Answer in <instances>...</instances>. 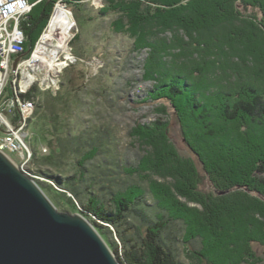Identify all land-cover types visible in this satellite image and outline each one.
Returning <instances> with one entry per match:
<instances>
[{"label": "trees", "instance_id": "1", "mask_svg": "<svg viewBox=\"0 0 264 264\" xmlns=\"http://www.w3.org/2000/svg\"><path fill=\"white\" fill-rule=\"evenodd\" d=\"M78 1L63 0L70 7ZM130 1L105 0L100 12L117 14L114 31L129 34L134 51L148 49L142 66L143 80L153 81L148 99L162 103L155 108L158 112L173 111L185 143L203 165L214 189H194V182L200 181L195 161L174 151L178 149L168 138L169 131H162L165 124L160 121H155L152 130L137 133L150 142L164 137L163 146L165 142L169 145L164 148L163 172L183 179L176 191L197 192L194 201L203 205L202 210L175 200L171 194L174 185L170 188L155 182L151 186L150 178L140 171H146L147 157L128 166L113 143L116 129L109 124L92 134L86 130L69 134L70 127L63 125L65 133L57 135V145L48 141V154L39 155L36 137L31 148L39 169L34 171L51 181L40 184L52 201L56 195L73 212L88 217L124 264H184L172 250L178 233L164 239L168 230L178 227V221V229L183 231L180 240L202 250L203 254L191 252L200 264H261L264 0H141L133 7ZM56 2L36 6L23 21L27 49L40 38ZM23 97L38 100L34 92ZM42 103L39 100L35 106L40 118ZM140 126L133 131H141ZM39 133V139H45L43 127ZM101 154L105 161L99 160ZM64 166L74 167L78 176L62 172ZM158 169L162 171L160 166ZM125 175L137 176L142 183L129 181ZM195 175L196 179L192 178ZM113 203L116 211L107 206ZM178 215L183 217L178 219ZM115 236L121 244L115 243ZM255 244L263 247L262 255L257 254Z\"/></svg>", "mask_w": 264, "mask_h": 264}, {"label": "rangeland", "instance_id": "2", "mask_svg": "<svg viewBox=\"0 0 264 264\" xmlns=\"http://www.w3.org/2000/svg\"><path fill=\"white\" fill-rule=\"evenodd\" d=\"M51 1L52 0L36 1L28 14L32 13L36 6ZM56 1L57 2L52 9V14L53 11H55L54 7L56 4L60 3L61 6L63 4L64 6L60 9L64 10V12H68L70 17L68 16L67 18H70L72 21L70 37L65 42L67 50L61 51L60 47L59 50L61 53H58L59 60L56 62L59 65L61 64L63 68L60 70V75L50 77L51 80H55L60 87L54 92L52 88H47L43 83L38 82L36 87H33L30 90V92H34L36 97H38V100L35 98L36 105L39 100L43 101V107L41 108V113H43L42 118H40V114H36V111H38L36 108L31 116H23V121L25 119L27 122L26 127L29 134L28 138L30 139L27 138V144L29 146L27 157H29V154L31 153V159H21L19 158L20 154L15 155L7 152L8 155H10L16 164L25 167L27 170L31 171L32 174H36L34 173V170L39 169V167H37L33 160L31 148L35 143L36 137H38L39 140L37 146L39 149V155L42 153L48 154L50 153L48 141H52L55 146L57 145V135L61 134V132L65 133V131H61L64 130L61 129V126L63 125H68L70 127V130L66 131L69 134H78L80 132L83 134V132H85L84 130H86V133L92 134L94 133V130L99 129V127H106L107 124H109L116 129V139H114L113 143L117 144L119 156L128 166L136 164L141 156L147 157V164L145 163L147 169L146 171H140L144 172V177L150 178V182H152L151 186L155 184V182L167 185L170 188L174 185L173 189H171V194L173 193L175 200L185 203L191 209L198 208L202 210L203 205L194 201L195 198H198L196 196L198 195L197 192L193 195L185 194L183 191H181V193L176 191L175 186H178V184L181 185L183 179L178 177L177 174L172 176L168 175L171 172H163L164 166L162 161L163 163H165V161L162 159L163 156H166L167 154V150L164 148L166 144L169 145L165 142L163 146L162 142L165 141L164 137H158L153 140L154 142H150L146 139L149 142L148 143L146 140L140 138V135L137 133L152 130L155 121L164 123V127L167 129L163 127L162 131H169L168 138L171 139L178 149L174 151H179L182 156L190 157L195 161L198 169L197 175L200 177V181L194 182V185L196 186L194 189H197L196 191L201 189L205 192L214 189L204 171L203 165L198 161L197 156L190 152L185 143L181 132L182 130L173 111L169 109L167 114L164 112H158L155 108L161 102L156 103L155 101L148 99V91L151 89L153 81H144L142 76V66L144 59L148 55V49H145L142 52L137 50L134 51L132 49L133 46L130 44L132 39L128 38L129 34L126 36L123 33H116L114 31L115 28L113 23L116 20L115 18L118 17L117 14H102L100 12L105 7V0H79V4L77 3L72 7L66 5L63 0ZM140 1L141 0H131L130 6L133 7L138 5ZM125 15L127 16V12L123 14V16ZM48 24L49 23H46L44 26L41 35L47 30ZM77 38L79 39L75 41ZM55 42L57 43L56 39H53L50 45L54 46L56 44ZM80 46L82 47L81 50L79 49ZM48 57L50 59L49 54ZM16 70L17 68L14 66L10 68L13 78L15 77L14 73ZM46 72L48 71H45V73ZM45 73H42L41 75L44 76ZM18 79L14 81V85H17ZM81 80H83V82H81ZM55 86L56 85L54 84L53 87L55 88ZM83 86L84 88H82ZM11 94L13 96L12 92ZM20 94L24 96L23 93L20 92ZM60 120L61 124H59ZM43 122L45 123L42 125ZM136 125H141V128L139 127L141 131H133L135 130ZM42 127L44 129L45 139L40 140L39 132ZM170 139L168 142H170ZM154 155L158 156L155 157ZM100 156V161L106 160L105 155L101 154ZM128 166L126 168H128ZM159 166L162 171L158 169ZM167 169L168 168L166 167V170ZM61 170L62 172L70 174L75 173L78 176V172L74 167L70 169V167L64 166ZM125 176L129 178V181L135 179V181L142 183V179L137 176ZM193 177L196 179V175L192 176V178ZM45 178L46 177H43L41 179L44 180ZM48 182H51L50 179ZM51 187L53 189L58 188L53 184H51ZM61 191L65 190L62 189ZM151 196L152 198L155 197L153 196V193H151ZM53 197V200H55L53 202L57 205V208L60 211L67 210L73 212V208L68 205L66 201L57 198L56 195H53ZM158 199L160 200L161 197ZM107 206H110L112 210H115L116 208L114 203L113 205L110 204ZM179 216L182 215H178V219H180ZM99 222L105 226L108 225V223ZM177 226L181 227V221L177 222ZM178 227H174L173 230H168L164 234V239L166 240L171 235L178 233L176 244L172 249L178 260L184 264H200L197 256L191 252L196 250L198 253L203 254L202 250L195 248V245L191 244L189 246L187 242H182L180 239L183 235V231L181 232ZM187 227L188 223L186 228ZM111 230L114 231L112 226ZM142 235L144 236L143 232ZM115 239L117 240L115 242L117 245L121 244L116 236ZM167 240H169V238ZM182 240L184 241L183 238ZM142 247H144L143 244ZM144 248L147 249V246ZM254 249L258 255H262L263 247L255 244ZM261 260L264 264V259Z\"/></svg>", "mask_w": 264, "mask_h": 264}, {"label": "water", "instance_id": "3", "mask_svg": "<svg viewBox=\"0 0 264 264\" xmlns=\"http://www.w3.org/2000/svg\"><path fill=\"white\" fill-rule=\"evenodd\" d=\"M34 173L0 149V264H124L88 217L57 208L40 184L49 180Z\"/></svg>", "mask_w": 264, "mask_h": 264}, {"label": "built area", "instance_id": "4", "mask_svg": "<svg viewBox=\"0 0 264 264\" xmlns=\"http://www.w3.org/2000/svg\"><path fill=\"white\" fill-rule=\"evenodd\" d=\"M36 1L38 0H0V149L6 153L20 154L19 158L29 160L31 159V157H27V150L29 149L27 138L29 135L18 136V127L21 122V115L26 114L27 109L36 104L35 100L30 99H25V103H15L14 96L11 94L10 68L14 66L16 58L20 57L16 65H23V81L32 80V83H29L32 89L39 82L37 78L30 77L31 74L27 77V73H29L27 71H33V65L37 63V60L33 59H37L42 51L47 68L49 69L51 66L48 64V54L50 55V53L45 54V51L50 52L49 47L37 51L39 47L37 46L29 54L26 53L28 49L23 44V34H26L23 21L26 20ZM63 6V4L62 6L56 4L54 8ZM23 13L25 17L22 15ZM41 81L43 80L41 79ZM43 82L57 85L55 80H51L50 77ZM43 85L49 88L46 83ZM51 88L53 91L55 90L53 85ZM27 93L23 89V95Z\"/></svg>", "mask_w": 264, "mask_h": 264}, {"label": "bare ground", "instance_id": "5", "mask_svg": "<svg viewBox=\"0 0 264 264\" xmlns=\"http://www.w3.org/2000/svg\"><path fill=\"white\" fill-rule=\"evenodd\" d=\"M58 4H60V3H58ZM22 15L24 16L25 14L23 13ZM68 16L70 17L68 12H64V10H61L60 8L55 9V11H53L51 19L49 21V24H48V27L46 30L47 33L45 31L44 34L41 35L40 38L38 39L35 46L32 49H30V52H32L36 49L37 46H39L37 51L40 49L44 50V49L49 47L48 49L50 52L45 51V54L50 53V55H49L50 59L48 57V61H49L48 64L51 65L50 69L47 68V65L45 64L46 61L44 62V56L42 55V51H41V55L39 57H37V59H35V58L33 59V60H37V63H36L37 65L36 64L33 65V67H34L33 71H27V72H29V73H27V77H28V75L31 74L30 77L33 76L34 78H37L39 80V82L46 83L49 88H51V85H54V84L50 83V82L49 83L43 82V81L44 80L47 81L48 77H51L54 75H60V73H61L60 70L63 68L61 64L59 65L56 62H57V60H59L58 53L60 52V50H59L60 47H61V51L67 50V46H65L66 45L65 42L70 37L71 22H72L70 18H67ZM60 21H62V22H60ZM53 39H56V41H57V43L55 42L56 46L50 45V43ZM26 41H27L26 34H23L24 47L26 45ZM30 52H29V54H30ZM16 68H17V70L14 73V75H15L14 78L12 77L13 74L11 73V92L13 93L15 103H25V98L20 94V92L23 93V89H24L25 93H27V92L29 93L31 90L29 83H32V80L28 79V81H23V65H16ZM45 71H48V73L46 74ZM42 73H45L44 76L41 75ZM17 79H18L17 85L16 84L14 85V81ZM41 79L43 81H41ZM58 85L59 84L57 83V85H56L57 87L55 86L54 92L57 91L58 88L60 87V85L59 86ZM35 106H31L29 109H27L26 114L21 115V122H20L19 127H18V136L29 135L27 132L28 131L27 127H26L27 122L25 121V119L23 121V116L24 115L25 116L26 115L31 116L33 111H35L34 110ZM27 117H25V118H27ZM27 151L29 153V150H27ZM30 154H29V157H31Z\"/></svg>", "mask_w": 264, "mask_h": 264}, {"label": "crops", "instance_id": "6", "mask_svg": "<svg viewBox=\"0 0 264 264\" xmlns=\"http://www.w3.org/2000/svg\"><path fill=\"white\" fill-rule=\"evenodd\" d=\"M26 38H27V36H26ZM28 40V39H27ZM27 42V41H26Z\"/></svg>", "mask_w": 264, "mask_h": 264}]
</instances>
